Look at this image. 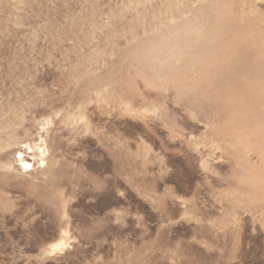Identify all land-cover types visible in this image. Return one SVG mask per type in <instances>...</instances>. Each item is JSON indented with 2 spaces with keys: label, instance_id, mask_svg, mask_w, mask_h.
<instances>
[{
  "label": "rangeland",
  "instance_id": "obj_1",
  "mask_svg": "<svg viewBox=\"0 0 264 264\" xmlns=\"http://www.w3.org/2000/svg\"><path fill=\"white\" fill-rule=\"evenodd\" d=\"M0 264H264V0H0Z\"/></svg>",
  "mask_w": 264,
  "mask_h": 264
},
{
  "label": "bare ground",
  "instance_id": "obj_2",
  "mask_svg": "<svg viewBox=\"0 0 264 264\" xmlns=\"http://www.w3.org/2000/svg\"><path fill=\"white\" fill-rule=\"evenodd\" d=\"M25 164H26V166H27V165H30L29 163H25Z\"/></svg>",
  "mask_w": 264,
  "mask_h": 264
}]
</instances>
